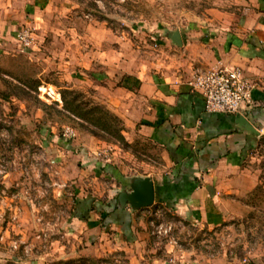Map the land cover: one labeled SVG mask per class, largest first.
Listing matches in <instances>:
<instances>
[{
	"label": "rangeland",
	"instance_id": "obj_1",
	"mask_svg": "<svg viewBox=\"0 0 264 264\" xmlns=\"http://www.w3.org/2000/svg\"><path fill=\"white\" fill-rule=\"evenodd\" d=\"M56 1L38 27L30 26L31 46L18 43L17 32L0 46V264H131L129 252L120 248L79 253L72 211L79 194L92 191L79 173L90 168L93 175L92 162H99L115 164L129 178L157 174L161 151L137 127L125 126L122 116L102 102L106 95L99 88L71 80L79 77L73 67L103 66L93 58L96 51L127 67H162L176 52L179 63L181 52L170 35L185 30L207 0ZM107 33H114L110 40ZM65 88L118 115L129 145L108 134L101 138L96 134L100 129L67 111ZM41 102L50 108L44 110ZM67 127L74 137L64 136ZM255 158L261 182L221 224L191 223L157 204L146 209L151 242L158 245L153 252L141 251L145 255L136 264H151L149 256L155 254L160 264L216 256L240 263L263 255L264 143ZM111 177L105 174L102 184L115 182Z\"/></svg>",
	"mask_w": 264,
	"mask_h": 264
},
{
	"label": "crops",
	"instance_id": "obj_2",
	"mask_svg": "<svg viewBox=\"0 0 264 264\" xmlns=\"http://www.w3.org/2000/svg\"><path fill=\"white\" fill-rule=\"evenodd\" d=\"M57 3L0 0V46L19 29L38 27L45 12ZM112 34L106 37L110 40ZM180 34L179 63H175L176 52L174 60L162 67H127L111 63L96 51L93 58L105 65L73 67L79 77L71 80L99 88L106 95L102 102L122 116L128 129L137 127L157 145L162 158L157 174L129 178L115 164L99 162H92L93 175L90 168L80 171L81 181L90 183L92 191L79 197L111 202L109 207L101 201L87 219L73 218L72 234L77 238L73 242L82 244V255L103 254L110 246L129 252L131 264L139 263L145 255L141 251L153 252L158 245L151 242L153 230L144 218L146 209L157 204L191 223L218 225L235 215L240 199L261 182V169L253 162L264 143V0H207L205 10L191 16ZM221 65L241 67L253 85L251 101L237 114L208 111L204 95L187 84L194 72ZM125 75L131 77L126 85L121 83ZM239 115L257 133L241 127L236 121ZM105 174L115 182L103 185ZM144 177H150L155 188V201L149 206L127 200L133 185ZM254 256L240 263L216 256L182 264H264V254ZM149 257L151 264L161 263L158 254Z\"/></svg>",
	"mask_w": 264,
	"mask_h": 264
},
{
	"label": "built area",
	"instance_id": "obj_3",
	"mask_svg": "<svg viewBox=\"0 0 264 264\" xmlns=\"http://www.w3.org/2000/svg\"><path fill=\"white\" fill-rule=\"evenodd\" d=\"M33 33L24 27L17 31V41L24 47L31 46ZM187 84L192 90L202 93L208 111L237 114L244 104L251 101L253 85L239 66L221 65L208 70L196 71ZM64 136L74 137L75 132L67 127Z\"/></svg>",
	"mask_w": 264,
	"mask_h": 264
},
{
	"label": "trees",
	"instance_id": "obj_4",
	"mask_svg": "<svg viewBox=\"0 0 264 264\" xmlns=\"http://www.w3.org/2000/svg\"><path fill=\"white\" fill-rule=\"evenodd\" d=\"M130 78V75H125L121 83L124 81L123 83L125 85L126 83L128 84ZM80 96V92L75 91L73 89L65 88L63 90L65 109L73 115L79 117L80 119L87 121L92 126L100 129L99 131H102V133L99 134V132L96 131V134L99 135L101 138L105 139V134H108L109 136H112L115 140L129 145L122 133L123 126L121 125L122 121L120 117L114 114L109 109H106L99 103H93L92 101H83ZM41 104L44 110L50 108V106L44 102H41ZM94 202H96V200L94 201V199L78 198L76 206L74 208L73 216H79V218L81 219H87L89 217V211L91 209L95 207L99 208L102 205L100 203L101 201L96 202V204H93ZM104 205H108L110 207L111 202H105Z\"/></svg>",
	"mask_w": 264,
	"mask_h": 264
},
{
	"label": "water",
	"instance_id": "obj_5",
	"mask_svg": "<svg viewBox=\"0 0 264 264\" xmlns=\"http://www.w3.org/2000/svg\"><path fill=\"white\" fill-rule=\"evenodd\" d=\"M172 40L181 44V34L179 30L173 31L170 35ZM241 127L249 132L257 133V130L249 123V121L242 115L236 119ZM127 200L135 205L149 206L155 201L154 183L150 177H144L138 180L132 187V191L127 195Z\"/></svg>",
	"mask_w": 264,
	"mask_h": 264
}]
</instances>
